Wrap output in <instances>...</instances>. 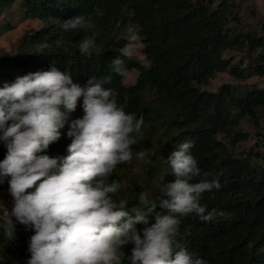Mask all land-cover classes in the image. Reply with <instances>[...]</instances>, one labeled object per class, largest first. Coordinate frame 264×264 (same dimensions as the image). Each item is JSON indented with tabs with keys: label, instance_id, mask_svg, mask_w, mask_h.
I'll list each match as a JSON object with an SVG mask.
<instances>
[{
	"label": "trees",
	"instance_id": "1",
	"mask_svg": "<svg viewBox=\"0 0 264 264\" xmlns=\"http://www.w3.org/2000/svg\"><path fill=\"white\" fill-rule=\"evenodd\" d=\"M16 0H0L4 7ZM251 1V0H241ZM25 19H36L40 27L23 35L14 54L0 55V87L16 77L54 66L69 72L74 83L82 87L92 77L111 76L104 88L118 92V104L125 111L143 116L144 126L134 151L146 150L148 162L140 177L128 178L135 167L120 164L111 179L123 187L119 196L129 201V209L137 205V195L146 191L149 199L160 196L158 179L173 182L164 158L174 146L192 140L191 154L197 159L201 179H217L219 190L202 194L200 203L207 209L222 210L225 215L202 222L195 214L181 217L178 241L208 264H264V87L247 81L264 78V34L240 30L239 5L234 0H19ZM100 9L103 15H97ZM85 15L92 27L64 31L62 22ZM143 43L149 65L134 56L122 57L128 73L138 71L133 84L113 72L111 62L120 56V49L129 41L122 36L128 25ZM12 28L10 21L0 24V34ZM91 37L95 47L90 56L81 55L79 42ZM59 42V43H57ZM41 43L50 47L37 51ZM235 53L234 59L228 53ZM220 72L238 83L224 82L216 90L203 89ZM83 98L70 114L81 118ZM247 120L254 127L255 140L247 148L237 147L250 139L243 129ZM68 125L61 129V138L49 145L50 157L68 155L71 139ZM6 148L0 142V161ZM159 175L153 179V174ZM169 172V173H168ZM207 174L205 176L204 174ZM28 191H34L29 189ZM158 202V201H157ZM12 197L8 183L0 184V264H27L31 229L16 223V238L8 241L3 230V214L11 211ZM157 212L164 210L157 207ZM148 225H135L141 237L143 229L155 222L149 214ZM14 220V218H13ZM133 245L122 249L131 254ZM123 264H129L127 259Z\"/></svg>",
	"mask_w": 264,
	"mask_h": 264
},
{
	"label": "clouds",
	"instance_id": "2",
	"mask_svg": "<svg viewBox=\"0 0 264 264\" xmlns=\"http://www.w3.org/2000/svg\"><path fill=\"white\" fill-rule=\"evenodd\" d=\"M95 11L103 15L100 9ZM61 27L90 28L91 17L77 15ZM133 27L129 24L127 30L132 32ZM49 47L41 43L37 51ZM78 47L81 55L90 56L95 41L86 36ZM132 48L125 44L111 62L116 75L128 74L121 56L131 55ZM110 82L111 76L92 77L82 87L69 72L52 66L0 87V142L6 148L0 184L7 181L13 201L11 211L5 210L2 217L5 238L15 240L16 223L34 232L27 264H123L125 259L129 264H208L179 243L180 218L195 214L207 223L225 215L200 203L203 193L219 190L221 184L215 178L191 182L201 176V169L191 154L194 142L184 140L164 158L175 180L164 183L165 175L161 176L157 181L161 195L149 199L146 191L140 192L138 206L129 209V201L119 196L122 183L111 177L117 165H131L134 159L148 162L146 150L133 149L145 122L142 115L118 104L115 89L103 87ZM80 98L84 115L70 119ZM66 124L71 139L68 155L50 157L45 153L61 138ZM152 213L155 222L143 229L141 237L135 225H148ZM129 243L131 254L125 256L122 249Z\"/></svg>",
	"mask_w": 264,
	"mask_h": 264
},
{
	"label": "rangeland",
	"instance_id": "3",
	"mask_svg": "<svg viewBox=\"0 0 264 264\" xmlns=\"http://www.w3.org/2000/svg\"><path fill=\"white\" fill-rule=\"evenodd\" d=\"M239 5V19L240 22L237 24V27L240 30L251 29L259 34H264V0H251V1H241L234 0ZM10 21L12 28L9 31H5L0 34V55L4 53L14 54L18 45L26 33H32L37 30L41 22L36 19H25L20 11V2L16 0L12 6L4 7L0 15V24ZM126 28L122 33V36L126 38L129 43L132 44V53L131 56L138 58L144 65L148 66L149 61L145 58L143 52V43L140 40L138 34L133 30L129 32ZM232 55L235 60L238 59L235 53H228ZM138 71L133 69L128 73L124 79L123 83L126 85L133 84ZM224 82L238 83L232 77H230L225 72H220L213 78L207 86H204L203 89L207 90H216V88ZM248 83H256L259 88L264 87V78L253 77L247 81ZM262 127H264V118L261 121ZM243 129L247 130L251 137L248 141L242 142L237 150H243L247 148L255 140L254 127L250 124L249 121L244 120L242 122ZM135 167L128 173V178L140 177L144 173L146 168L144 161H137ZM139 168L140 171L137 173L134 169ZM159 175L158 172H155L152 176L155 179Z\"/></svg>",
	"mask_w": 264,
	"mask_h": 264
}]
</instances>
